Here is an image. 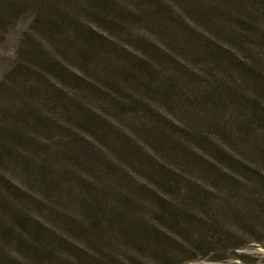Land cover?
<instances>
[{
    "label": "rangeland",
    "instance_id": "1",
    "mask_svg": "<svg viewBox=\"0 0 264 264\" xmlns=\"http://www.w3.org/2000/svg\"><path fill=\"white\" fill-rule=\"evenodd\" d=\"M205 2L212 5L216 24L223 28L208 26L198 11L187 10V3L179 0H43L38 23L33 19L35 8L11 20L0 13V223L54 224L58 238L85 241L98 257L126 253L125 226L112 218L124 195L144 181L141 162L147 159L144 149H149L151 134L143 126L160 122L146 104L167 111L213 143L223 141L226 130L238 136L247 133V126L234 121L235 114L246 112L237 103L259 102L258 118L264 117V88L255 87L243 66L238 72H221L236 91L234 97L233 90L220 96L222 103L232 104L218 110L225 116H216L211 108L198 116L182 112L167 103L161 96L164 91L155 92L158 78L150 75V68L144 69L141 59L144 55L167 76L172 49L191 70H202L201 75L203 70L215 74L217 68L208 55L212 49L204 47L208 44L221 56L224 49L240 55L253 71L264 74V0ZM169 31L180 44L169 39L165 34ZM161 43L171 49L161 53ZM196 43L205 52L196 54ZM175 78L165 80L167 86L174 82L183 93L196 92V79ZM135 106L139 114H131ZM90 121L98 125L91 126ZM182 138L185 150L201 142L192 135ZM130 149L135 156L125 152ZM207 151L202 150L205 157ZM156 159L167 158L158 151ZM26 238L24 233L15 235L19 242L7 251H20ZM144 254L158 264L153 254ZM183 264H264V244L236 251L212 249Z\"/></svg>",
    "mask_w": 264,
    "mask_h": 264
},
{
    "label": "trees",
    "instance_id": "2",
    "mask_svg": "<svg viewBox=\"0 0 264 264\" xmlns=\"http://www.w3.org/2000/svg\"><path fill=\"white\" fill-rule=\"evenodd\" d=\"M42 1L0 0V13L11 20L26 13L28 9L34 11L35 8L38 13L34 14L33 19L38 23L43 16L39 13L43 7L40 5ZM179 1L187 3V10L198 11L208 26L212 24L213 28H223L221 24H216L218 22L214 8L205 2L206 0ZM223 1L238 3L240 0ZM179 11L187 16L182 8ZM187 20L192 22V17L188 15ZM36 23L34 25H38ZM224 32L226 34L227 30L224 29ZM165 34H168L175 44H180L172 31ZM101 37L105 39V36ZM93 42L96 45L101 43L97 38ZM208 45L204 47L212 49L208 55L212 54V62L217 64L215 74L213 70H203L205 75H201L202 70L200 73L194 72L183 63L180 54L174 49L170 51L173 57L166 61L170 65L167 76L163 75V70H155L154 63L148 61L144 55L141 61L144 69L150 68V75L154 74L155 78H158L154 90L158 94L164 91L165 94L161 96H165L167 103L175 105L182 112L187 111L197 116L203 112L208 113V108H211L216 116H225V112H219L221 106L232 104L222 103L221 97L225 98L226 92L233 89L222 73L229 70L238 72V66H243L246 70L249 69V72L243 70L248 79L255 87L261 89L264 88V74L253 71L240 55L224 49L221 56ZM195 46L196 54L205 52L201 48L202 44L196 43ZM158 47L161 53H167L171 49L162 43ZM183 47L187 49L188 46ZM221 50L223 51V46ZM253 74L255 76H252ZM175 76L190 78L191 81L196 79L193 84L196 92L183 93L182 88L174 82L167 86L165 80H175ZM208 77L216 80L218 85L211 84ZM244 78L246 79L245 76ZM90 86L93 87V84ZM231 95L234 97L236 91L233 90ZM231 98L230 96V100ZM237 104H240L242 113L245 110L246 112L240 116L235 114L234 121L236 126H247V133L238 136L236 133H230L231 130H226V133L223 132V141L214 143L207 141L201 134L197 135L180 120L170 117L167 111L153 109L151 105L146 104V109L151 110L160 122L154 123L152 127L143 126L149 128L151 134L148 140L149 149H144L147 159L141 162V171L145 174L142 175L140 169H136L144 181L136 182L132 193L124 195L123 205L117 207V216L112 218H116L117 222L125 226L122 236L127 240V244H124L126 253L112 252L107 256L98 257L85 241L63 235L58 238L56 225L24 220V223L18 225L0 223V264H155L151 259H147L144 252L153 254L158 264H183L197 256L205 257L212 249L236 251L252 243L263 245L264 117L260 115L258 118L260 104L257 101L248 99ZM137 107L139 106L134 107L131 114L140 113ZM255 116L261 123L255 122ZM137 121H134L136 126L139 124ZM89 124L98 125L94 121ZM186 134L200 139L201 142L191 148L186 147L185 150L181 147L179 139H184L182 135ZM106 137L110 138L109 135ZM89 138L92 141L95 139L92 133ZM202 150H208L207 157L202 154ZM158 151L167 159H156ZM125 152L129 156L132 154L131 149ZM146 178H150V181L147 182ZM148 204L150 209L147 208ZM150 213L153 217L151 215V221H147L146 216ZM19 233H24L27 237L20 242L22 249L7 251L9 246L15 245L14 241L19 242L14 239Z\"/></svg>",
    "mask_w": 264,
    "mask_h": 264
}]
</instances>
